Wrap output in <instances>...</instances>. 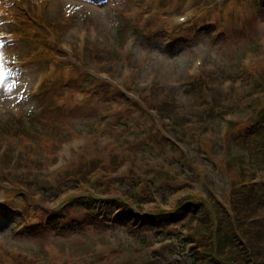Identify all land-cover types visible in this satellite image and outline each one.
<instances>
[{
	"label": "rangeland",
	"instance_id": "rangeland-1",
	"mask_svg": "<svg viewBox=\"0 0 264 264\" xmlns=\"http://www.w3.org/2000/svg\"><path fill=\"white\" fill-rule=\"evenodd\" d=\"M17 1L0 0V34L10 38L0 42V264H204L206 258L212 264H264V255L254 252L257 241L242 235L262 223L264 206L233 228L232 254L220 244L214 252L200 244L192 249L191 234L180 225L140 236L109 225L55 232L43 217L53 216L63 198L84 192L126 201L124 196H144L145 210H169L182 195L194 194L227 209L233 174L224 150L237 157L243 152L227 140L224 122L200 142L183 137L177 145L167 136L181 137L184 125H170L179 119L203 126L206 118L199 117L209 111L205 102L211 97L219 100L226 122H243L250 114L246 78L264 64V13L257 1ZM184 18L193 25L179 21ZM206 23L216 31L198 33L196 26ZM83 71L119 91L128 87V99L138 100L145 91L148 105L171 104L169 127L154 122L159 133L153 134L147 117L115 96L111 104L102 102L106 89L89 91L91 78L82 82ZM202 81L211 82L200 91L204 99L189 87ZM156 87L160 93L154 97ZM258 87L254 108L264 106V82ZM131 119L150 132V143L131 142L122 131L119 126L130 130ZM257 168L262 170L256 176L264 179V167ZM209 191L216 196L207 197ZM185 227L194 234L199 229L195 223Z\"/></svg>",
	"mask_w": 264,
	"mask_h": 264
},
{
	"label": "trees",
	"instance_id": "trees-1",
	"mask_svg": "<svg viewBox=\"0 0 264 264\" xmlns=\"http://www.w3.org/2000/svg\"><path fill=\"white\" fill-rule=\"evenodd\" d=\"M259 9H262L264 13V0L259 1ZM185 25L192 26L193 23L190 21ZM196 28H198V33H204L205 35L216 31L210 23L197 25ZM105 74L108 75L106 72ZM211 75L212 72L206 73L207 77ZM81 76H83L81 81L85 84L88 82L85 76L91 78L88 84L89 91L100 88L101 86L106 89V93L104 94L105 100L102 102L110 103V98L113 94V96H115L114 99L118 98L122 106L130 108V111H135V113L144 118L147 117L151 133H159L154 127V122L156 125L161 126V128L169 127L168 122H170L169 118L172 114L171 104L161 102L155 106L148 105L151 102H148L145 91L139 94L138 100H128V98L122 95L114 85H111L106 80L95 78L86 73H82ZM246 79H249L250 83L248 87L249 90H251V94L247 95L248 102L245 104V109L247 110V114L249 112L250 114L247 115L245 121L238 123L233 121L226 122L222 110L220 111L216 104L219 100L215 97H211L210 102L207 100L205 102L209 111L199 117V120L203 119V117L206 118V120L202 122L203 126H198L199 124L197 125V122H192L188 118L187 120L179 119L176 122H171L170 125L175 128L178 125H184L180 134L181 137L177 139L171 135L167 136L172 138L177 145L184 141L183 137H187L186 140L191 139L194 142H200L205 139L204 134L213 132V128L216 125L224 122V133L226 134L227 140L232 143V145L242 149L243 153L239 157L245 160L234 156L235 154L227 153V149L224 150V162L233 174L232 184L229 186L230 189L226 196L228 202L227 209L223 208L220 202L215 199H209L205 203L200 201V199H202L201 197L194 194L182 195L169 210H164L162 208L145 210L141 208L140 204H145L147 202L144 200V196L138 199H132L131 196H124L127 199L126 201L119 196L111 197L110 199H101L96 195L73 194L63 201L59 207L60 209L57 210L53 216L49 217V213H45L48 215L46 216L45 224L50 226L52 230H60L61 227L64 226L63 231L70 229L74 231L75 229L83 230L85 226L104 228L107 227V225H112L123 228L131 236L149 235L151 233L161 234L162 231L168 229L170 226L180 225L182 229L184 228L191 234L188 242L192 244V249L194 246L197 247L200 244L201 249L214 252L216 248H218V244H220V250L223 253H234L236 248L234 247L235 244L233 241L236 233H234L233 228L242 226L241 224L245 221L244 218L247 217L248 214L253 213L255 215L259 207L264 206V179H260L256 176L257 172L262 170L257 167L260 165L264 166V106L253 107V96L258 94V85L264 82V64L260 66L259 70L252 71ZM210 83L202 81L198 86L190 83V90L193 91V93L190 92L191 95L196 94L199 98L204 99L205 95L200 93V91L208 89ZM126 89L130 90L128 87ZM116 91L120 94L116 93ZM188 91L189 89L187 92ZM159 93L160 91H158L157 87L155 90L151 91L154 97L158 96ZM86 94V91L81 93L83 96ZM149 109L152 111L151 114L147 112ZM129 116L133 117L134 115L130 113ZM153 117L156 118V121H154ZM113 119L116 122V118ZM113 119L109 118V120ZM133 120L134 119L126 121L130 130H126V125L119 127L124 133L130 136L131 142L144 139L143 141L145 145H147L150 143V139L148 138L150 132L148 130L144 132L140 127L135 126ZM190 122L191 124H189ZM115 125L118 126L117 123ZM140 135H142V138ZM159 137L164 140L167 145L176 148L170 139L167 140L166 137L162 135H159ZM105 149H108V147ZM226 155L232 156L228 157ZM83 159H80L82 160V165L84 163ZM183 187L189 188V185L186 184ZM206 194L207 197L210 198L216 196L211 191ZM70 212H75V215L68 216ZM259 221L262 223L258 224L255 228L252 227L250 233L247 235H242L247 239L250 238V241H252V239L257 241L259 246L254 248V252L256 256L261 257V255H264V234L262 235L263 230H261L264 226V219H259ZM193 223L200 229H196L198 232H195V234L193 230L189 231L185 227L186 224ZM36 224L40 225V222H36ZM201 230H203L205 234H202ZM169 231L166 234H168ZM229 238H232V241H229ZM259 239L263 241V245H260ZM234 242H236V238ZM196 260L199 259L197 258ZM203 261L204 264L213 263L207 258Z\"/></svg>",
	"mask_w": 264,
	"mask_h": 264
}]
</instances>
